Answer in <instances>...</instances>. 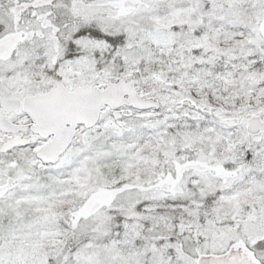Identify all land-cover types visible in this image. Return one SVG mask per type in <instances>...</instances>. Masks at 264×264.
<instances>
[{"label":"rangeland","instance_id":"obj_1","mask_svg":"<svg viewBox=\"0 0 264 264\" xmlns=\"http://www.w3.org/2000/svg\"><path fill=\"white\" fill-rule=\"evenodd\" d=\"M71 1L44 11L42 40L28 47L41 56L0 78V99L49 91L52 79L72 90L137 78L160 106H106L56 164L37 157L50 138L0 153V182L16 179L0 199V264H195L238 241L264 261V135L239 124L264 119V0H142L132 11L117 7L124 0ZM185 98L210 111L181 107ZM192 162L234 176L188 170L176 184ZM85 166L82 180L60 183ZM25 185L44 209L20 201ZM104 191L108 203L84 217Z\"/></svg>","mask_w":264,"mask_h":264},{"label":"water","instance_id":"obj_2","mask_svg":"<svg viewBox=\"0 0 264 264\" xmlns=\"http://www.w3.org/2000/svg\"><path fill=\"white\" fill-rule=\"evenodd\" d=\"M130 4H133V2H125L126 6ZM137 83V80H131L130 82L120 80L116 83H108L104 90L89 85H75L73 91H68L61 82L56 81L57 88L54 91L45 95L25 98L23 110L35 122L31 129L43 137L54 135L52 141L38 153V157L45 163H55L70 144L76 127L79 124H84L86 128L94 126L98 121L100 111L105 105H109L113 109L122 105H132L140 110L158 108L159 103L153 100L141 99L138 93L139 87L136 86ZM10 102L12 101L4 100L2 103L4 109L0 111V128L6 132L27 130V128L15 127L6 120L3 115L4 112H9L12 108L18 110L19 103L17 106L12 107L9 104ZM180 104L193 110L198 108L197 103L190 98L183 99ZM208 110L207 107L203 108V111ZM241 123L247 125V131L251 135L264 132V121L260 117L244 118ZM233 124L230 123V125ZM29 142L30 140H22L16 137L8 141L2 150L6 151L19 144L27 145ZM185 168L206 169V167L199 164H191ZM14 182L13 178H9L5 185L0 186V198L13 188ZM97 207H99V204L95 205L93 209ZM197 264H262V262L255 256V252L246 245L234 243L222 255H200Z\"/></svg>","mask_w":264,"mask_h":264},{"label":"flooded vegetation","instance_id":"obj_3","mask_svg":"<svg viewBox=\"0 0 264 264\" xmlns=\"http://www.w3.org/2000/svg\"><path fill=\"white\" fill-rule=\"evenodd\" d=\"M52 2L53 0H0V62L8 63L7 67L12 68L10 70L2 69L1 65L0 78L21 74L29 56L31 58L41 56V48H37L35 53H32L33 50H28V47L42 40L39 34L42 27L39 26V23L42 14ZM64 4L66 3L64 2ZM16 16L20 20L19 22L15 21ZM37 46L35 44V47ZM24 96L26 95L20 97L17 95L4 96L0 99V103L3 98L21 100ZM21 115L22 113H10L8 117L10 119L11 116L18 117ZM13 122L16 123L14 120ZM9 176L4 177L8 178ZM3 183L0 182V185ZM94 213L91 212L89 215Z\"/></svg>","mask_w":264,"mask_h":264},{"label":"bare ground","instance_id":"obj_4","mask_svg":"<svg viewBox=\"0 0 264 264\" xmlns=\"http://www.w3.org/2000/svg\"><path fill=\"white\" fill-rule=\"evenodd\" d=\"M86 158H92V153L90 155H88ZM79 166L77 168H79ZM87 168H88V166L80 167L81 170H78V172H76V173H71L70 172L69 175H67L65 177H61L60 183L61 184H65V183L71 184L73 182L82 180L87 174V171L84 172ZM67 174H68V172H67ZM32 189L33 188L31 186L25 185L24 188H23L24 194H23L22 199L20 201L23 202V203H27V204H37L40 209H44L45 208V206L43 205L44 200L41 197H39L36 194H34L32 192ZM250 193H252V190L250 191ZM53 196L54 195H49L47 198L48 199H52ZM252 206H253V203L249 202L248 203V207L249 208H253ZM254 207H255V205H254ZM231 213H232V215L235 216L236 219H238L237 211L235 210V208L233 206H232Z\"/></svg>","mask_w":264,"mask_h":264}]
</instances>
